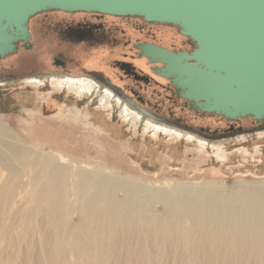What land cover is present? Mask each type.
<instances>
[{"label":"rangeland","instance_id":"1","mask_svg":"<svg viewBox=\"0 0 264 264\" xmlns=\"http://www.w3.org/2000/svg\"><path fill=\"white\" fill-rule=\"evenodd\" d=\"M44 17L32 21L33 37L23 42L22 53L0 61V139L8 138L1 131L3 125L22 147L30 148L28 163L20 165L17 172L7 169L0 157V264H264V232L251 230L257 225L264 228V122L251 123L248 130L241 126L234 130V121L226 117L219 123L224 132L209 136H237L217 144L148 129L119 106L101 101L91 89L62 84L65 78L80 75L81 65L89 58H82L85 50L76 45L62 44L55 23H46ZM137 24L139 27L121 26V37L124 33L130 44L109 45L123 48L115 60H132L128 50L135 43L190 52L197 49L181 29L176 35L185 39L164 43L160 25L143 20ZM34 49L43 51L41 57H31ZM70 51L73 57L68 55ZM66 54L71 58L67 69L56 66L57 57ZM153 89L166 100V95H171L164 86L154 84ZM180 106L197 111L186 102ZM245 131L250 134L241 136ZM35 146L43 148L39 150L43 154L69 155L88 172L100 167L157 189L171 190L178 184L194 187L182 192L184 201H174L178 207L170 209L146 191L138 189L127 195L111 182V202L122 205L106 211L89 226V216L81 206L96 191L88 187L79 198L78 178L73 173L67 175L65 188L56 196L65 201L57 212L51 213L45 198L40 201L36 197L44 187L33 179L44 163L33 162ZM97 179L98 175H93L88 184ZM196 185L206 187L201 191ZM215 204L227 212L226 219L234 220L232 214L237 213L246 221L240 223L247 229L243 240L238 238L239 230L235 236L231 234L228 224L208 221ZM113 213L120 221L109 235L108 221ZM197 213L203 219L200 224H196ZM58 236L61 249L57 255ZM113 236L115 240L110 239Z\"/></svg>","mask_w":264,"mask_h":264},{"label":"bare ground","instance_id":"2","mask_svg":"<svg viewBox=\"0 0 264 264\" xmlns=\"http://www.w3.org/2000/svg\"><path fill=\"white\" fill-rule=\"evenodd\" d=\"M37 0H0V60L6 59L10 55H13L16 51H18L19 44L21 43V39L17 40L20 34H25L24 28L28 31V21L31 16L28 17L25 22V18L22 16L26 13V10L29 8L30 4L36 2ZM41 2H46L50 0H40ZM64 2L67 4H77L87 7H95L100 9H110L112 7L122 5L127 2V0H55ZM205 0H155V4H160L163 8L168 10L175 11L176 9H183L188 6H197L201 7ZM241 2L244 6H241L238 3L237 7H233L235 12L233 13V18L231 21L236 22L239 25L245 26L246 32L255 31L254 29H261L264 31V19H260L254 16V11H258L261 16L264 17V0H237ZM250 9V10H249ZM52 10V9H50ZM42 12V11H41ZM247 12V18H242L243 15ZM39 13V12H37ZM35 13V14H37ZM34 14V15H35ZM200 15L199 19L203 23L204 19H215L216 16L211 14ZM218 15V14H216ZM33 16V15H32ZM123 16V15H122ZM128 16H139V15H128ZM141 17V16H139ZM213 17V18H212ZM218 18V17H217ZM224 19H227L224 15ZM198 22V28L202 27L201 22ZM204 20V21H203ZM25 22V23H24ZM171 24V23H167ZM175 25V24H173ZM18 26V27H17ZM178 26V25H175ZM180 29L181 27L178 26ZM19 28V30H18ZM247 29H250L247 31ZM18 31H23L22 33L17 34ZM261 32V31H260ZM197 34V32H196ZM200 34V33H199ZM30 35V34H29ZM196 37L200 40L201 47L195 50L194 60L182 64H178L177 60L171 62V66L169 68V72L176 73L178 84L184 85L187 87L188 96L192 99L195 98L199 100V103L204 107L203 112L216 113V111L209 110H223L226 113L235 116L234 119L240 118H248V114L250 116L251 112L256 113L257 116L261 117L260 121H257L255 118L250 116L256 123L264 122V39L261 41L262 49L256 48L243 50L241 48L231 47L227 44H219L215 43L213 40L208 39L207 37H201L200 35H196ZM13 40V44L15 45L16 50L12 51L10 49V45L8 44L9 40ZM198 48V45H197ZM193 51V52H195ZM193 52H186L189 57L193 56ZM257 52V53H253ZM184 53V52H182ZM181 53V54H182ZM4 54V56H3ZM183 55V54H182ZM262 56V57H261ZM178 73V74H177ZM65 85H69L72 89L77 88H88L94 92L95 95H99V99L101 101L109 102L119 106L132 120L141 122L145 125L146 128L151 130H163L168 131L167 129L160 128L157 124L152 121H149L148 118L144 116V114H140L133 108L129 107L127 104H118L110 97H108L105 91H101L99 88L92 86L86 82L81 80H63ZM57 84V83H56ZM58 84H61V82ZM74 85V86H73ZM76 88V89H77ZM86 95V94H85ZM99 100V101H100ZM195 102L194 100H192ZM123 103V102H122ZM196 104V102H195ZM122 105V106H121ZM128 106V107H127ZM209 110H205V109ZM138 113V114H136ZM239 114H243L245 116H238ZM221 115V114H219ZM225 117V116H223ZM226 118V117H225ZM148 119V120H147ZM231 119V118H229ZM2 125L1 131L8 136L2 140L0 139V157L2 158L3 165L10 171L18 170L19 166L25 165L28 163V156L30 155L29 147H22L19 142H17ZM169 133V132H168ZM250 134L249 132H244L241 136ZM191 136V135H190ZM195 137L196 136H192ZM235 137V136H234ZM232 137V138H234ZM225 139H219L216 142H212L217 144L220 141H225ZM208 142L204 140V143ZM208 144V143H206ZM36 147V146H35ZM37 152L35 153V157L33 162L42 160L44 166L40 170L37 171L35 178L33 179L35 184L43 183L42 191L36 195V197L42 201L44 198V202H46L47 207L50 208L51 213L57 212L59 209L65 205V201L61 198L58 200L56 196L59 190L64 189L66 185V177L68 174H72L77 177L78 181L76 183V188L78 190V197L80 198V193L86 190L88 187H92L95 189L96 193L91 200L84 202L81 206L82 210L85 211L89 216V223L91 226L95 223L97 217H102L106 211L113 209V207L118 208L122 205L119 202H111L113 194L111 193L112 188L109 186L111 182L116 183L115 188H121L125 191V194L136 193L137 191H146L150 193L152 197L156 199L163 200L170 209L177 208L178 205H175L174 201L183 202L184 199L181 197L182 192H186V189L193 188V185H175L176 187L171 188V190L167 189H157L155 185H150L145 182H138V180H133L129 178L119 177L118 175L107 172L105 169H101L99 167V171L95 170V172H88L87 167L83 164H79L77 159L66 155L64 153H56L55 154H43V152H39L43 150V148L36 147ZM103 155L100 154V157ZM93 175H98V179L95 184H88L89 179L93 177ZM142 183V184H141ZM196 187L200 188L201 191L206 187L205 185H196ZM139 189V190H138ZM47 191L46 194L43 195V192ZM111 197V198H110ZM212 197L216 198L214 194ZM177 206V207H176ZM202 213V211H200ZM197 213L195 215L196 224H200L203 219L200 218L201 214ZM233 213V212H232ZM235 214V219L230 220L226 219L227 212L222 210L221 206L215 204L214 209L208 215V221L217 220V222L228 224L227 227L231 234L235 236V232L238 230L240 234L238 238L243 240L245 238V225L243 219ZM120 221V217L118 214L113 213L111 219L108 221L109 226L107 228V232L113 234L115 231V224ZM241 223V224H240ZM162 225V224H161ZM150 227V226H147ZM92 228L90 229L89 234L91 233ZM250 230V229H249ZM254 232L263 231L264 228L257 225L254 229ZM212 239H215V235H211ZM61 237L58 236V241L56 245L57 255L60 254L59 250L61 249V244L58 243ZM111 240H115L113 236L110 238ZM239 243V242H238ZM100 246V245H99ZM98 246V247H99ZM106 261V259H104ZM106 264V263H103Z\"/></svg>","mask_w":264,"mask_h":264},{"label":"flooded vegetation","instance_id":"3","mask_svg":"<svg viewBox=\"0 0 264 264\" xmlns=\"http://www.w3.org/2000/svg\"><path fill=\"white\" fill-rule=\"evenodd\" d=\"M42 14H45L43 20H45L46 23H55V30L58 34L57 38L60 39L62 44L76 45L74 47L77 49L85 50L84 53L82 52V58H89L86 64L81 65L82 73H80V75L67 77L65 78L66 80H81L94 85L101 91H105L106 93L102 92L112 100L121 104H127L140 114H144L149 121L154 122L160 128L167 129L174 133L185 134L189 137L196 136V139L202 142L206 140L208 142L205 143L209 144H215L212 142H216L219 139H228L237 136V134H232L216 138L210 137L209 135L224 132L225 129H223L219 123H224L227 119L216 113L203 112L197 107L195 102L189 100L186 101L185 98L174 93L176 88L173 86L171 78L160 76L155 72V70L163 68L166 65L160 62L151 63L146 56H141V50L137 47L139 43L133 44L134 47H129L128 51L132 52L130 55L132 60L130 61L115 60V57L121 54L123 48H113L109 46L113 43L119 45L121 42H123L124 45L130 44L131 41L125 39L124 33L121 37V32H124V29H121V26L124 23L128 25L135 24V26L139 27V24L137 23H139L140 20H143L147 23L152 22V24L160 25V38L164 43H169L172 39H176L180 43L185 39L180 35H176V32L180 31L178 26L162 22L147 21L142 16H122L86 11L68 12L52 9L39 12L29 18V41L33 37L31 31L32 21ZM46 28L49 29V27ZM187 38L189 37L187 36ZM23 42L24 41H21L19 44L18 51L3 60H11L14 56L21 54ZM191 43L197 47V43H194L193 41ZM169 50L174 53H191L188 50ZM90 51L92 52L89 53ZM35 52L36 49L31 52L32 58H39L43 51L40 50L36 53ZM53 52H56V50H53ZM72 52H68V55L71 54L70 57H73ZM66 56L63 55V57H57L55 63L56 66L67 69L71 58ZM47 57H49V55ZM149 63L151 65H149ZM40 66L43 67L42 64H40ZM26 67L28 68L29 66ZM71 69L70 71L72 72L76 70ZM77 71L78 70H76V72ZM89 74L93 76L89 77ZM165 83H168L169 85H166ZM154 84L164 86L171 91V95H166L170 101L154 94ZM177 99H179V102L174 103ZM181 102H186L188 105L192 104L194 108H197V111L195 112L193 109V111H190L189 109L181 108ZM229 120L231 123H233L232 120L234 121V130H236L238 126H241L243 130H248L251 123L256 124L251 117Z\"/></svg>","mask_w":264,"mask_h":264},{"label":"water","instance_id":"4","mask_svg":"<svg viewBox=\"0 0 264 264\" xmlns=\"http://www.w3.org/2000/svg\"><path fill=\"white\" fill-rule=\"evenodd\" d=\"M155 0H127L126 3L122 5H118L115 7H112L110 9H100L95 7H87L82 5H75V4H67L62 3L60 1L50 0L46 2H41L40 0H37L36 2H33V4H30L29 8L26 10V13L22 16L25 18V22L27 21L29 16L34 15L37 12L46 11L50 9L55 10H62V11H68V12H75V11H86V12H98L103 14H112V15H139L144 17L147 21H155V22H162V23H171L175 24L181 27V32L183 35L189 36L191 41H195L198 45V48L201 47L200 40L196 37V35H200L201 37H207L210 40H213L215 43L219 44H227L231 47L235 48H241L243 50L246 49H253L257 50L256 48H261L262 45L260 44L261 41L263 42L264 39V31L261 29H254L255 31L246 32L245 26L239 25L236 22L231 21L233 18V13L236 9L233 7H237L238 3L241 4V6H244L241 2L237 0H205L201 7H197L195 5L188 6L183 9H176L168 10L163 8L160 4H155ZM250 10V9H249ZM233 12V13H231ZM254 16L258 17L260 19H264L258 11H254ZM211 14L213 16H216V18L208 19L209 15ZM218 14V15H216ZM200 15H206L208 16L207 21H204L203 23L199 19ZM224 15L228 17L227 19H224ZM247 12L243 15L242 18H247ZM218 17V18H217ZM213 18V17H212ZM201 22L200 28H198L199 33L197 30L198 22ZM24 22V23H25ZM18 27V26H17ZM250 29H247L249 31ZM264 29V27H263ZM19 30V28H18ZM261 31V32H260ZM23 31H18L17 34L22 33ZM25 34H20V36L17 38V40L21 39L24 42L29 41V33L27 32V29L24 28ZM197 32V34H196ZM13 40L10 39L8 44L10 45V49L12 51H15V45L12 43ZM27 48H30V46L26 45ZM137 47L141 50V56H146L149 61L152 62H160L164 63L166 66L160 69L155 70L157 74L163 77H169L171 78L173 82V86L176 88L175 93L180 95L182 98H185L186 100L192 101L194 100L196 102V105L198 108L203 110L202 104L199 103V100L195 98H191L188 96V90L187 87L181 84H178L176 73L169 72V68L171 66V62L174 60H177L178 64H182L183 62H190L194 60V53H196L197 49H195L192 54L193 56L189 57V55L184 53H174L173 51L155 45V44H138ZM259 50V49H258ZM257 50V51H258ZM264 51V50H263ZM257 53V52H253ZM4 56V54H3ZM262 57V56H261ZM178 74V73H177ZM192 107H194L191 104ZM209 110V109H205ZM209 111H216L218 114H221L227 118L234 119L235 116L230 115L226 113L223 110H209ZM249 115V114H248ZM250 115L255 118L257 121L261 120V117L257 116L256 113L251 112ZM238 116H245L243 114H239Z\"/></svg>","mask_w":264,"mask_h":264}]
</instances>
